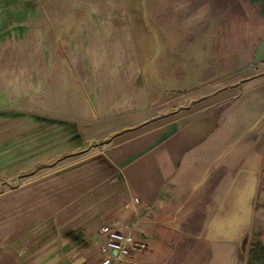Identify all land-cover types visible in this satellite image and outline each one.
I'll list each match as a JSON object with an SVG mask.
<instances>
[{
    "label": "rangeland",
    "instance_id": "rangeland-1",
    "mask_svg": "<svg viewBox=\"0 0 264 264\" xmlns=\"http://www.w3.org/2000/svg\"><path fill=\"white\" fill-rule=\"evenodd\" d=\"M64 3L74 13L71 34L84 36L82 63L55 45L42 69L25 53L0 75V264H98L99 229L129 198L122 168L142 162L145 132L179 116L185 127L214 115L211 136L220 141L204 150L217 160L262 146L246 233L264 243V0ZM39 4L0 0L3 35L13 40L33 23L45 29L59 19L38 14ZM63 63L82 74L86 101L84 110L63 112L71 119L53 117L48 108L58 102L48 105L46 80L26 82L60 74ZM123 74L135 84L119 86ZM181 247L199 258L206 250L197 240Z\"/></svg>",
    "mask_w": 264,
    "mask_h": 264
},
{
    "label": "crops",
    "instance_id": "crops-1",
    "mask_svg": "<svg viewBox=\"0 0 264 264\" xmlns=\"http://www.w3.org/2000/svg\"><path fill=\"white\" fill-rule=\"evenodd\" d=\"M64 2L40 0L36 7L38 14L59 16L45 29L36 22L29 25L26 35H16L9 40V36L2 33L5 28L0 26L2 77L18 58L24 62L25 53L32 66L42 69L40 64L45 65L49 59L47 53L55 45L62 49L60 56L71 53L78 57L76 63H82L76 48L81 46L84 36L80 32L71 34L76 25L72 23L74 13L62 6ZM60 68V74H31L26 82L37 84L36 81L41 80L43 84L46 80L48 105L52 99L58 102V106L48 108L58 112L53 117L71 119L63 112L85 109L82 74H73L67 63ZM134 80V75L123 74L118 85L125 89L135 84ZM196 114L199 115V111ZM181 117L145 132L143 139L147 143L136 158L142 162L131 161L122 168L130 192L116 220L121 229L144 240L147 247L113 264H244L240 241L253 215L252 200L258 190L262 146L256 148L255 153L235 151L227 159L217 160L204 150L206 145L215 147L220 141L219 137L211 136L217 127L214 115L196 116L185 127L177 122ZM169 124L175 129L168 135L163 130ZM184 240L201 242L206 248L204 255L201 258L195 252L190 255L181 247Z\"/></svg>",
    "mask_w": 264,
    "mask_h": 264
},
{
    "label": "built area",
    "instance_id": "built-area-1",
    "mask_svg": "<svg viewBox=\"0 0 264 264\" xmlns=\"http://www.w3.org/2000/svg\"><path fill=\"white\" fill-rule=\"evenodd\" d=\"M135 200L138 201L137 198ZM118 224V220H115L111 224L102 225L99 229L102 239L99 247L102 254L101 264H113L117 260L130 258L134 254L144 251L147 247L144 240L121 229Z\"/></svg>",
    "mask_w": 264,
    "mask_h": 264
},
{
    "label": "trees",
    "instance_id": "trees-1",
    "mask_svg": "<svg viewBox=\"0 0 264 264\" xmlns=\"http://www.w3.org/2000/svg\"><path fill=\"white\" fill-rule=\"evenodd\" d=\"M240 248L244 264H264V243L261 240H251L246 233L241 239Z\"/></svg>",
    "mask_w": 264,
    "mask_h": 264
},
{
    "label": "water",
    "instance_id": "water-1",
    "mask_svg": "<svg viewBox=\"0 0 264 264\" xmlns=\"http://www.w3.org/2000/svg\"><path fill=\"white\" fill-rule=\"evenodd\" d=\"M115 253V252H114Z\"/></svg>",
    "mask_w": 264,
    "mask_h": 264
}]
</instances>
